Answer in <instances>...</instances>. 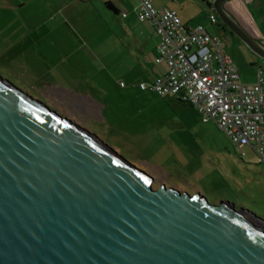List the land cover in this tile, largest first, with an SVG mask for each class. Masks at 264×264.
Listing matches in <instances>:
<instances>
[{"label":"water","instance_id":"water-1","mask_svg":"<svg viewBox=\"0 0 264 264\" xmlns=\"http://www.w3.org/2000/svg\"><path fill=\"white\" fill-rule=\"evenodd\" d=\"M213 0L220 22L264 46ZM0 77V264H264V222L160 185Z\"/></svg>","mask_w":264,"mask_h":264},{"label":"rangeland","instance_id":"rangeland-1","mask_svg":"<svg viewBox=\"0 0 264 264\" xmlns=\"http://www.w3.org/2000/svg\"><path fill=\"white\" fill-rule=\"evenodd\" d=\"M249 9L243 12L254 26L245 21L247 29L264 45V23L253 2ZM179 13L190 26L226 36L201 0H184ZM150 25L133 12L120 19L98 0H0V77L144 170L154 179L153 189L164 185L212 205L228 202L264 222V168L254 163L252 151L244 149L241 160L196 109L138 89L156 66L158 38ZM226 38L241 82L252 85L259 71L264 80V61Z\"/></svg>","mask_w":264,"mask_h":264},{"label":"built area","instance_id":"built-area-1","mask_svg":"<svg viewBox=\"0 0 264 264\" xmlns=\"http://www.w3.org/2000/svg\"><path fill=\"white\" fill-rule=\"evenodd\" d=\"M139 1L138 19L154 28L158 37L156 62H164L167 70L162 77L140 83L138 89L193 107L204 123L217 126L241 160L246 157L244 149H249L256 165L264 167L261 71L255 84H243L224 40L201 25L184 26L174 12L155 8L152 0ZM208 20L217 24L214 14Z\"/></svg>","mask_w":264,"mask_h":264},{"label":"crops","instance_id":"crops-1","mask_svg":"<svg viewBox=\"0 0 264 264\" xmlns=\"http://www.w3.org/2000/svg\"><path fill=\"white\" fill-rule=\"evenodd\" d=\"M201 1L204 2L208 7H211L210 0H201ZM98 2H100L102 4V6L104 3H110L112 5V7L118 12V14L114 15V16H116L120 19L128 20L129 19V13L133 12V14H135L136 19L139 21V19H138V10H139V4H140L139 0H98ZM251 2L254 3V7H255L257 13L259 14L258 17L264 23V0H253V1L252 0H232V1L225 3L224 8L229 12V14L231 16H233L235 18V20L241 25V27H243V29H245L248 33H250L254 37V39H256L258 42H260L263 45V42L261 41V39H259V34L253 33V31H249L247 29V27H248V25L246 24L247 22L250 23L252 26H254L252 19L250 17L251 15L248 16V14H247L248 11L250 10L249 5ZM152 3H153V6L157 9L163 8V9H167V10L174 12L178 16V18L180 19L181 23L184 26H190L187 23H184V21H183V20H188L189 17L183 16V14L179 13L180 10H182L184 8V0H152ZM243 10L247 11V13L245 14V12H243ZM212 12H213V10H212ZM250 14H251V12H250ZM245 21H247V22H245ZM141 23H145V22H141ZM151 26L152 25H150V27ZM191 27H193V26H191ZM218 27L220 28V30H222L220 25H218ZM206 30L208 31V29H206ZM222 32H223V30H222ZM226 36L223 38L222 37H219V38L226 41L227 40ZM157 44H158V39H157V42H155L154 48H153L154 49V59L156 57V46H157ZM226 47H227V45H226ZM154 64L156 66L153 67V71L151 73H149L150 74V81H152L155 78H159V77L164 76L166 74V70H167L166 64L164 62L158 63V62H156V59H155ZM240 80H241V78H240ZM140 83H142V82H140ZM255 83H253V84H255ZM120 84H123V83H120ZM120 84H119V87H121ZM124 87H121V88H124ZM168 98H172V97H166L163 99H168ZM90 103L93 105H96L91 101H90ZM96 106L99 107L98 111L100 113V106L99 105H96ZM98 116H99V114L97 115V117ZM254 163H255V160H254Z\"/></svg>","mask_w":264,"mask_h":264},{"label":"trees","instance_id":"trees-1","mask_svg":"<svg viewBox=\"0 0 264 264\" xmlns=\"http://www.w3.org/2000/svg\"><path fill=\"white\" fill-rule=\"evenodd\" d=\"M103 7L107 10V11H109V12H111V13H113V15H117L118 14V12L112 7V5L110 4V3H104L103 4ZM233 17V16H232ZM234 18V17H233ZM235 19V18H234ZM220 24V23H219ZM223 26V25H222ZM178 102H180V103H183L182 101H179V100H177ZM183 104H185V103H183Z\"/></svg>","mask_w":264,"mask_h":264},{"label":"flooded vegetation","instance_id":"flooded-vegetation-1","mask_svg":"<svg viewBox=\"0 0 264 264\" xmlns=\"http://www.w3.org/2000/svg\"><path fill=\"white\" fill-rule=\"evenodd\" d=\"M219 20V19H218ZM219 23H220V26L223 30V32L228 35L229 37H233L235 38L236 40H238L219 20ZM223 25V26H222ZM250 34V33H249ZM251 35V34H250ZM253 37V36H252ZM254 38V37H253ZM239 41V40H238ZM239 43L241 44V42L239 41ZM242 45V44H241ZM243 46V45H242ZM244 47V46H243ZM254 55V54H253ZM255 56V55H254Z\"/></svg>","mask_w":264,"mask_h":264}]
</instances>
